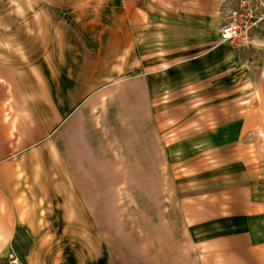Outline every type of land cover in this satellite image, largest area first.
I'll return each instance as SVG.
<instances>
[{"label": "crops", "instance_id": "crops-1", "mask_svg": "<svg viewBox=\"0 0 264 264\" xmlns=\"http://www.w3.org/2000/svg\"><path fill=\"white\" fill-rule=\"evenodd\" d=\"M236 3H31L32 21L47 23L33 35L47 37V43L32 69L47 70L36 84L48 87L51 116L70 117L72 104L82 102L81 113H75L82 118L104 103L92 117L112 126L115 134L106 142L133 141L141 133L149 144L159 133H175L159 148L160 163L165 156L182 166L187 194L178 213L194 264H264V37L249 48L221 42L225 9ZM77 122L75 117L63 130L71 135L69 149L75 155L79 149L92 157L98 150L104 160L114 158L112 148L88 152L84 142L106 138L83 131ZM122 131L131 136L120 139ZM6 166L0 185V258L14 251L17 264H115L100 234L93 243L91 232L97 229L86 207L87 188L77 190L75 177L65 172L56 180L65 183L58 186L64 191L61 200L56 192L41 190L54 203L41 216L39 205L25 209L20 196L5 188ZM98 176L99 182L110 181L109 174ZM83 177L91 182L89 175Z\"/></svg>", "mask_w": 264, "mask_h": 264}, {"label": "rangeland", "instance_id": "rangeland-1", "mask_svg": "<svg viewBox=\"0 0 264 264\" xmlns=\"http://www.w3.org/2000/svg\"><path fill=\"white\" fill-rule=\"evenodd\" d=\"M31 3L32 0H0V185L3 187V165L7 164L5 188L11 195L20 196L18 200L25 209L39 205L44 216L54 203L43 197L41 190L54 191L61 200L64 191L58 186L65 183L56 180L70 173L77 180L72 183L77 190L87 188L86 207L97 229L91 232L93 243L96 233L100 234L115 264H194L187 231L178 213L180 201L187 194L182 166L165 156L160 163L159 148H164L166 139L175 133H159L157 140L149 144L141 133L133 141L106 142L115 134L112 126L105 119L92 117L100 114L104 103L98 109L93 105L84 111L88 116L84 113L82 118L76 116L83 109L82 102L72 104L70 117L51 116L54 107L47 101L48 87L36 84L47 70L32 69L33 65L38 67L39 50L45 49L47 43V37L33 35L38 26L40 30L47 29V23L38 25L32 21ZM75 117L77 127L84 126L83 131L89 129L93 135L106 138L102 143L84 142L86 150L112 148L114 158L104 160L98 150L85 158L82 150L78 149L76 156L69 149L71 135L63 130ZM129 134L122 131L119 138ZM101 174H109L110 181L99 182ZM85 175L92 178L91 182L85 181ZM59 217L61 214H57V221ZM17 263L14 251L0 258V264Z\"/></svg>", "mask_w": 264, "mask_h": 264}, {"label": "built area", "instance_id": "built-area-1", "mask_svg": "<svg viewBox=\"0 0 264 264\" xmlns=\"http://www.w3.org/2000/svg\"><path fill=\"white\" fill-rule=\"evenodd\" d=\"M219 33L221 42L233 47H253L257 37H264V0H237L225 9Z\"/></svg>", "mask_w": 264, "mask_h": 264}]
</instances>
